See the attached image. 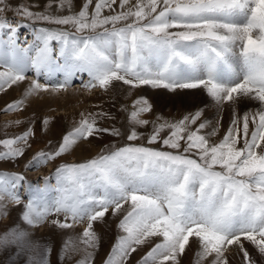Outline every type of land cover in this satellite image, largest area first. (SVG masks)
<instances>
[{"label": "snow or ice", "instance_id": "6c2138e0", "mask_svg": "<svg viewBox=\"0 0 264 264\" xmlns=\"http://www.w3.org/2000/svg\"><path fill=\"white\" fill-rule=\"evenodd\" d=\"M116 4L96 0L89 11L93 0H84L74 12L73 0H47L43 11H33L38 5L0 0V14L23 18L0 15V92L27 81L22 98L3 111L23 110L29 97L67 91L79 79L90 91L121 82L129 96L145 86L176 95L200 90L218 114L232 109L231 123L216 140L222 116L212 124L196 109L169 118L141 95L122 110L128 141L140 140L137 129L151 124L146 144L106 145L91 159L60 163L54 186L52 177L40 187L23 173L0 171V215H7L8 202L21 208L19 222L0 233V251L10 252L12 264H50L51 245L34 239L31 229L86 222L79 236L64 240L59 258L81 254L77 264H93L100 244L93 225L111 210L118 234L104 264H129L144 247L136 264H181L193 245L191 264H229L233 247L242 264H257L245 245L264 260V0H119V11ZM21 29H31V42L21 40ZM246 102L257 106L241 114L236 105ZM105 117L112 118L82 112L25 170L55 162L90 137L121 136L114 126H99ZM50 122L43 118L45 130ZM33 136L28 127L0 138V162L24 156Z\"/></svg>", "mask_w": 264, "mask_h": 264}, {"label": "rangeland", "instance_id": "374dc122", "mask_svg": "<svg viewBox=\"0 0 264 264\" xmlns=\"http://www.w3.org/2000/svg\"><path fill=\"white\" fill-rule=\"evenodd\" d=\"M7 2L12 6L19 4L38 5V7H35L32 10L43 11L47 0H7ZM83 2L84 0H73L72 10L74 12H78L82 7ZM95 2L96 0H93V5L90 6L89 11L92 10ZM118 4L119 0H117V4L113 6L117 9V11H119ZM52 11L54 13L56 12L55 3L53 4ZM58 14H68L67 9ZM105 14H108L107 10H105ZM0 15L7 17L13 22L23 19L20 16L14 15L13 11H6ZM30 33L31 29H21V40H23L25 36L28 37V40L29 38L32 39ZM58 78L62 79V77ZM84 80L86 82L87 77H84ZM78 84L80 87H75ZM26 86L27 81L19 85H14L12 88L7 89L4 92H0V138H4L6 134L8 136H12L22 133L28 127H31L34 132V136L30 139L31 147L28 151H26L24 156L18 158L14 162H0V171L23 173L28 181H31L34 185L39 184L40 187L44 186L43 177H52L49 183L53 186L55 185V179L52 174L60 163H76L91 159L99 154L102 149H105L106 145H115L116 147H120L128 143L146 144V137L151 132V124L145 128L137 129V131L144 134L140 140L128 141L125 134L129 129V123L127 120V114L122 110V106L131 110L132 101L138 96L146 95L150 97L154 104V113L163 114L169 118H180L184 114L193 112L196 108L198 109V106L200 107L199 109L204 110V114L201 119H207L211 121L212 124H216L219 117L222 116V119L220 120L221 125L219 126L220 134L218 133V136L213 138L216 140L220 139L227 131L233 117L232 109L227 106L220 114H218L217 108L212 103L211 98L208 97L205 92L200 90H197L196 93L195 90H191L190 92H181L176 95L168 93L165 90H158L156 92V90L154 91L145 86L140 89L133 90L132 95L129 96L128 86L122 85L121 82H115L114 87L110 88L108 91L101 89H93L90 91L82 87L79 79L74 80L72 86L69 87L67 91L60 93H45L40 97H29L25 102L26 106L23 110L10 112L3 111L8 104L22 98ZM255 106L257 105L253 102L241 103L236 105V110L243 114L245 108L255 109ZM82 112L92 114L108 113L112 118L110 119L105 117L98 119L99 126L105 128H111L114 126L121 130L122 135L114 137L108 133H104L99 138L90 137L88 140L80 142L70 154H65L55 162H49L47 165H42L35 169L25 170V165L29 163L37 152L41 150H51L60 142L62 136L79 121L80 114ZM45 117L51 118V122L47 126V130H45V126L42 124V120ZM144 118L154 119L155 115L146 114ZM15 121H21V123L16 124ZM6 125L8 126L6 127ZM208 130L209 129H205L204 131ZM150 146L156 148L161 147L160 144ZM21 194L24 196V200L26 202L27 196L23 192ZM20 212V207L11 202L7 203V215H0V233L4 232L14 223L19 222ZM51 219L52 217L49 218V220ZM60 219H63V216H61ZM118 221L119 217H113L110 210L105 217V222L94 223L93 227L100 236V244L95 253L93 264H104V260L116 241L118 234L116 225ZM84 227H86V222L83 224H77L73 228L69 229H59L46 222L38 228L31 229V231L34 239L51 245L52 252L50 255V264H77V261L81 258V254L73 255L72 259H65L61 261L59 258V252L64 240L69 236H79ZM245 246L257 261V264H264V260L261 259L250 244L246 243ZM195 247L196 246L193 245L192 250L186 251L181 264H191ZM147 250L148 247L138 249L137 252L131 255L129 264H136V262L145 254ZM226 255L228 257L229 264H242V257L237 255V251L234 247L230 252L226 253ZM9 257V251H0V264H12ZM20 264H23V260H21Z\"/></svg>", "mask_w": 264, "mask_h": 264}, {"label": "bare ground", "instance_id": "6f19581e", "mask_svg": "<svg viewBox=\"0 0 264 264\" xmlns=\"http://www.w3.org/2000/svg\"><path fill=\"white\" fill-rule=\"evenodd\" d=\"M29 42H31V38H29ZM75 87H80V85L78 84V85H76ZM146 91V90H145ZM149 91V90H148ZM155 91V90H154ZM158 90H156V92H157ZM194 91V90H193ZM196 91L197 90H195V93H196ZM155 92V93H156ZM190 92V91H189ZM192 93V92H191ZM182 95V94H181ZM184 96V95H183ZM203 96V95H202ZM181 97V96H180ZM187 98V97H186ZM162 99V98H161ZM170 99V98H169ZM194 99V98H193ZM188 100V99H187ZM207 100V99H206ZM193 101V100H192ZM172 102V101H171ZM182 102V101H181ZM185 102H187V101H185ZM199 102V101H198ZM197 103V102H196ZM205 103V102H204ZM172 104V103H171ZM195 104V103H194ZM209 104V103H208ZM207 104V105H208ZM189 105V104H188ZM192 106V105H191ZM196 106V105H195ZM256 107V106H255ZM166 108V107H165ZM200 107L198 106V109H199ZM202 108V107H201ZM250 108V107H249ZM197 109V108H196ZM191 110V109H190ZM195 111V110H194ZM213 111V110H212ZM175 112V111H174ZM185 113V112H184ZM222 123H223V121H222ZM215 124V123H214ZM221 125V124H220ZM223 128V127H222ZM220 134V133H219ZM109 238V237H108Z\"/></svg>", "mask_w": 264, "mask_h": 264}]
</instances>
